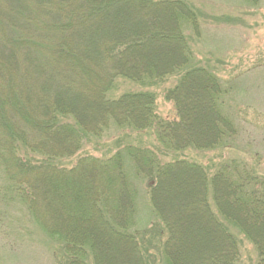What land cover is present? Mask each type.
Returning <instances> with one entry per match:
<instances>
[{
    "label": "trees",
    "instance_id": "1",
    "mask_svg": "<svg viewBox=\"0 0 264 264\" xmlns=\"http://www.w3.org/2000/svg\"><path fill=\"white\" fill-rule=\"evenodd\" d=\"M199 20L184 0H0V202L25 208L61 243L67 264L149 263V247L157 249L167 229L155 228L142 246L144 234L128 232L138 205L135 181L144 179L151 181L152 213L169 229L161 245L165 264H238L234 234L208 212V188L216 214L233 215L239 224H226L245 233L264 264V236L256 232L264 222V191L257 187L264 179L240 162L208 180L195 163L164 164L150 150L125 145L64 166L88 140L113 129L153 131L163 157L231 147L236 131L222 83L191 46ZM119 79L145 89L174 80L165 99L177 120L158 118L149 91L110 98ZM183 174L193 179L191 189L178 182ZM201 215L212 233L198 224ZM185 239L203 246L197 260ZM97 246L103 249L96 256ZM110 246L114 259L105 254Z\"/></svg>",
    "mask_w": 264,
    "mask_h": 264
},
{
    "label": "rangeland",
    "instance_id": "2",
    "mask_svg": "<svg viewBox=\"0 0 264 264\" xmlns=\"http://www.w3.org/2000/svg\"><path fill=\"white\" fill-rule=\"evenodd\" d=\"M184 1L203 18V21L199 20L200 36L193 39L191 46L197 59L201 60L207 70L217 75L222 83V90L225 91V112L236 131L231 147L206 151L186 149L175 155L169 154L163 157L159 154V146L153 131L121 133L120 130L113 129L108 136L101 140H88L81 151L67 160L64 166L73 167L78 158L84 156L105 158L118 148L131 145L154 152L164 164L175 160L195 163L205 170L208 180L220 167L229 165L230 162L234 164L240 162L246 165L245 168L258 178L264 179V0L256 2L254 0L251 2L250 0ZM174 84L175 81L170 79L161 87L145 89L136 86L133 82L119 79L112 88L114 90L110 94V98H117L129 92H152L155 96L154 111L158 118L165 122L176 121L175 105L173 101L165 99L166 90L173 87ZM178 182L186 184L190 189L193 185V179H186L184 174L178 178ZM150 183L151 181L148 179L135 181L138 205L135 207V214L130 222L128 232H133L135 236L144 234L142 236L144 241L139 240L140 246L143 242L146 243L151 239L155 228H166L167 232L169 231L167 227L163 226L162 221L160 222V217H157L156 214L154 216L152 213L154 212L153 204L151 205V197L147 188ZM257 187L260 191H264V188ZM211 194V188H208V212L211 214V210L216 217V225L226 230L229 229L227 231L234 234L237 240L235 252L238 256V264H258L259 257L252 242L243 231L238 232L226 224L228 216L216 214ZM235 195L238 196L237 192ZM234 216H238V213ZM189 217L191 216L189 215ZM201 217L199 222L197 221L198 224L210 228V233H212V227L206 222L204 215ZM31 219L27 210L22 206L0 202V264H67L69 259L65 257L64 250L60 249L61 243L38 229L36 223ZM229 220L235 222L233 215ZM235 223L234 225L239 224L237 221ZM198 226L196 225V227ZM167 232H164L162 239L158 238L157 249L154 250L153 245L148 246L151 248L148 252L150 256L148 264L150 262L165 264L163 257L166 253L161 245L168 237L169 232ZM256 232L264 236V222ZM163 237L164 241H162ZM200 237H203L202 234ZM185 241L186 249L188 248L189 251L190 247L196 249L193 255L197 260L202 253L200 251L203 246L200 247L195 239L192 241L185 239ZM99 244H104L105 247L106 242L102 241V244ZM208 246L210 249L212 248L211 243ZM102 249V247L93 248L92 251L97 256ZM107 250L105 254L108 257L111 259L117 257L112 246ZM142 254L141 256H143ZM182 262L185 263L183 260ZM82 263L92 264V260L88 259L87 263L83 261Z\"/></svg>",
    "mask_w": 264,
    "mask_h": 264
}]
</instances>
